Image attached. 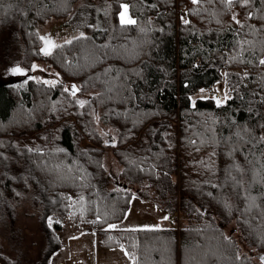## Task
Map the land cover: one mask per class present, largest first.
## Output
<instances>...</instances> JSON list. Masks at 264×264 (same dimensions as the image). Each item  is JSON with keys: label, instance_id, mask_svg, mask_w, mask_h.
Segmentation results:
<instances>
[{"label": "trees", "instance_id": "1", "mask_svg": "<svg viewBox=\"0 0 264 264\" xmlns=\"http://www.w3.org/2000/svg\"><path fill=\"white\" fill-rule=\"evenodd\" d=\"M79 1L0 0V29L15 31L23 64L46 60L62 78L0 82V228L13 235L28 200L46 238L38 264L65 220L124 246L134 264H263L264 0H107L108 29L43 55L38 27ZM123 3L135 24L119 21ZM219 82L226 101L193 99ZM110 149L123 189L110 187ZM135 193L182 216L180 228L112 231ZM20 260L0 252V264Z\"/></svg>", "mask_w": 264, "mask_h": 264}, {"label": "rangeland", "instance_id": "2", "mask_svg": "<svg viewBox=\"0 0 264 264\" xmlns=\"http://www.w3.org/2000/svg\"><path fill=\"white\" fill-rule=\"evenodd\" d=\"M124 4L128 5V3L122 4L118 12L119 21L120 13L124 11ZM128 16L134 19L129 5ZM111 17L112 6L110 1L80 0L69 17L48 19L37 30L44 40H50L55 45L61 46L67 41H72L94 30L103 31L108 29L111 26ZM17 38L14 30L5 29L3 31V29H0V82L16 84L25 78L55 82L50 85L62 82L60 73L46 60L33 61L30 67L25 66L22 61L23 48L21 49L19 46ZM14 67L23 69L24 73L11 72ZM73 85L80 89L79 84L75 82L67 83L66 88L71 91ZM94 92L92 90L80 95V101L86 102ZM216 93L220 94V97H216L219 103L226 101L225 94H227V97L229 95L223 82H219L211 90L199 91L193 95V99L216 96ZM81 143L87 145L89 140L84 139ZM105 166L111 175L110 187L113 189L125 188L126 181L119 176L122 166L111 149L106 152ZM16 216V228L13 235L9 231H5L3 227L0 228V252L12 259L20 258V263L22 261L23 264H38L42 257V250L46 246L45 234L39 221V212L34 205L25 200L17 207ZM165 217L167 219H164ZM178 217L179 223L182 224L184 221L182 216L178 214L177 216L169 215L152 199L142 198L135 193L125 218L113 224L117 227L111 228V230L118 232L170 227L177 229L174 223L175 218ZM56 219L57 216L54 215L50 217L49 221L53 225ZM234 225L232 224L230 229ZM56 234L59 239V246L52 253L49 264H134L124 246H106L102 240V235L96 229L84 228L76 225L71 220H65L62 227L56 230ZM257 254L260 253L257 252ZM259 257L262 259L264 256L259 255ZM262 260L264 264V259Z\"/></svg>", "mask_w": 264, "mask_h": 264}, {"label": "snow or ice", "instance_id": "3", "mask_svg": "<svg viewBox=\"0 0 264 264\" xmlns=\"http://www.w3.org/2000/svg\"><path fill=\"white\" fill-rule=\"evenodd\" d=\"M197 2H198V0H193V3H197ZM231 2H232V0H228L229 4H231ZM245 3H247V0H245ZM123 9H124V11H122L120 13L121 24H125V25L135 24L136 21L128 16V5L124 4ZM185 23H188V21H185ZM41 39H44V38L42 37ZM70 42L71 41H67V43H70ZM45 43H46V45H50V47H46L43 50L45 55H50L52 48L59 47L58 45H55L54 42H52L50 40H45ZM261 63H264V60H262ZM11 72L23 74L24 70L19 68V67H14L11 69ZM225 75H227V74H225ZM45 83L54 84L55 82L54 81H45ZM72 87H73L72 95H75L76 92L79 91V89L76 88L75 85H73ZM65 90L67 91V89H65ZM201 91H203V89H201ZM225 98L227 99V94H225ZM84 103H85V101H80L81 106H83ZM260 139H261V141H264V137H261ZM237 167H239V166H237ZM164 219H167V217H165ZM116 227H117V225H109V228H116ZM262 259H264V257H262Z\"/></svg>", "mask_w": 264, "mask_h": 264}, {"label": "built area", "instance_id": "4", "mask_svg": "<svg viewBox=\"0 0 264 264\" xmlns=\"http://www.w3.org/2000/svg\"><path fill=\"white\" fill-rule=\"evenodd\" d=\"M169 11V10H168ZM186 11V6L185 5H182V6H178L177 9H176V12L177 13H180V14H184ZM216 97H220V94L219 93H216ZM175 226H177V229L180 227V223H179V217L178 218H175V223H174Z\"/></svg>", "mask_w": 264, "mask_h": 264}, {"label": "water", "instance_id": "5", "mask_svg": "<svg viewBox=\"0 0 264 264\" xmlns=\"http://www.w3.org/2000/svg\"><path fill=\"white\" fill-rule=\"evenodd\" d=\"M46 47H49V45H46V44H45V45L43 46V48H42V54H43V55H45L43 50H44ZM114 144H116V143H114Z\"/></svg>", "mask_w": 264, "mask_h": 264}, {"label": "crops", "instance_id": "6", "mask_svg": "<svg viewBox=\"0 0 264 264\" xmlns=\"http://www.w3.org/2000/svg\"><path fill=\"white\" fill-rule=\"evenodd\" d=\"M170 228H172V227H170Z\"/></svg>", "mask_w": 264, "mask_h": 264}]
</instances>
